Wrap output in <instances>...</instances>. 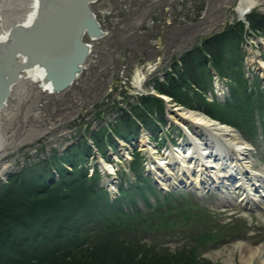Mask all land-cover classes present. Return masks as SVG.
<instances>
[{
    "label": "rangeland",
    "instance_id": "374dc122",
    "mask_svg": "<svg viewBox=\"0 0 264 264\" xmlns=\"http://www.w3.org/2000/svg\"><path fill=\"white\" fill-rule=\"evenodd\" d=\"M238 1L96 0L91 4V10L107 36L94 41L89 37L84 38V43L91 44V53L85 68L73 84L63 93L50 94L40 89L37 82L27 81V92L21 97L20 103L16 100L15 89L11 90L13 93L8 102L13 105L12 110L16 109V115L11 121L6 147L0 154V189L6 186L11 177L25 174L24 171L28 168L39 172L54 155L58 161L64 150L68 154H76L81 147L88 151L85 156L88 159L80 160L78 169L84 167L88 181L91 182V168H99L101 171L97 182H100L103 176L101 174H104L100 154L104 156L107 153L110 160L115 158L105 143L114 139L119 141L116 138L120 136L114 128L130 130H125L126 134L136 133L129 138L132 140L130 143L124 142L125 147L116 143V149L120 150L119 154L122 156L118 166L119 172L124 176L121 185L127 188L128 166L138 161L144 165L143 173L151 176L154 181L152 184L156 186L154 194H147V204H143V200L139 198L138 208L129 210L134 214L118 217L121 222L117 221L113 228L125 230L124 234L77 240L82 247H76L69 240L73 233L65 231L62 236L56 232L58 228L54 224L42 233V239L31 242L29 247L25 246L35 261H51L57 256H63L65 249L79 250L86 246L91 250L97 244L98 247L105 248L119 240L130 247H126L124 254H109L113 257V264H245L244 260H249L248 254L244 255L246 249L264 250V199L257 206L246 204V200L240 201L242 189H233L238 180L219 183L215 187L210 185L204 189L188 185L181 187L176 182L172 183L171 178H161L166 184L157 182L160 179L155 161L162 158L159 148L166 147L163 154L169 148H176L180 152L173 145L183 140L193 143L191 136L199 137L193 123L181 120L176 114L179 111L171 110L181 105L187 107V102L195 101L193 92L202 91L203 96H207L206 92L215 82L211 69L221 70L223 75L220 82L224 84V81H229L228 86L234 92H231L232 97L227 103H211L210 108L224 119L235 122L240 134L254 148L249 153L252 161L248 163L249 168L257 172L260 167L264 168V75L257 72L259 70L249 75V69L256 66L248 61L245 48L252 42L254 35L259 38L263 35V27L255 29L248 20L249 16L253 18L255 15H264V0H256L257 5L248 13L246 23L236 14ZM231 26L240 30L239 38L227 37L220 62L214 61L210 53L205 54V64L197 70L203 73L197 79L200 85L192 81L191 75L185 74L189 80L183 87L184 92L178 90L175 98L167 94L173 101L162 100L163 103H159L142 100L145 96L158 97L160 81H165L174 74L177 78L192 66L190 61L186 63L187 67L182 62L187 51ZM252 31L254 35L251 34ZM261 39L264 43V38ZM261 58L264 60V55ZM196 65L197 63H193L194 69ZM136 71L145 74L142 88L132 85ZM123 106H126L125 110L127 107L132 109L128 108L134 118L124 110L120 111ZM248 111L252 112V117L247 114ZM124 113L127 114L126 125L121 124ZM162 114L165 120L161 118ZM156 120L163 125L164 131L152 125L151 122ZM139 123H143L145 129L157 132V135L162 133V140L156 143L155 136H145L148 142L142 146L139 140L143 132L137 128ZM179 124L184 129L178 127ZM89 137L100 144L97 146ZM100 138L102 141H99ZM147 147H153L158 154L149 153ZM136 150L139 154H133ZM72 161L79 160L71 158L70 162ZM63 163L66 166L64 169L71 170L73 167L68 158ZM162 167L166 168L165 165ZM132 169L133 172L139 171L137 165L132 166ZM117 174L116 172L115 177ZM210 174L214 179V174ZM125 178L126 185L123 182ZM258 179L256 183L262 185L264 174L261 173ZM53 186L58 188L56 184ZM258 187L261 191L262 187ZM246 193L245 189L244 194ZM130 195L132 194H125L126 199L129 200ZM226 195L229 201L223 205L221 200ZM115 203H118V199ZM154 203V206L151 205ZM86 235L87 233H78L80 239ZM88 235L94 236L95 233ZM137 241L156 247L162 253L155 254L152 261L147 260L144 257L146 253L140 251L142 248L136 247ZM179 251L190 252L194 257H182L177 254ZM134 255L137 258H133ZM263 259L264 255L252 258L248 264H260Z\"/></svg>",
    "mask_w": 264,
    "mask_h": 264
},
{
    "label": "trees",
    "instance_id": "16d2710c",
    "mask_svg": "<svg viewBox=\"0 0 264 264\" xmlns=\"http://www.w3.org/2000/svg\"><path fill=\"white\" fill-rule=\"evenodd\" d=\"M248 21L250 26L252 25L255 29L260 26L261 28L263 27L262 33L264 36V26H262L264 15H255L253 18L249 16ZM240 34L239 29L235 30V27L231 26L226 31L208 37L198 47L187 51L182 62L187 67L186 63L190 61L192 62V66L185 73L179 74L177 78L174 75L167 77L165 81L160 83L158 90L166 95L170 94L174 98L177 97L176 92L181 90L183 93V87H185V84H188L189 78L185 74L191 75L192 81L200 85L197 79L199 76L202 77L203 73L197 70L205 64V54L210 53L214 61L220 62L221 52L223 51V45H225L227 37L234 36L233 38L236 39L239 38ZM193 63H197L195 69ZM215 71H217L220 77L223 75L221 70L219 72L215 69ZM201 92H193L196 100L187 102L188 108H201L209 116L236 125L235 122L233 123L229 119L227 120L223 116L217 115L210 108L211 105L206 102ZM233 96L237 98L236 94H233ZM231 97L232 95L227 100ZM142 100H154L155 102L162 103V100L158 97L145 96ZM227 100L225 101L226 103ZM183 105L185 104L183 103ZM247 114L251 117L253 115L251 111H248ZM126 116L127 114L124 113L121 117V124L123 125L127 124ZM114 129L123 139L133 134V132L132 134L129 132V135L126 134V131H130L127 129H125L126 131H121L119 130L120 128ZM99 141H102V139L100 138ZM109 143L112 146L114 144L111 141ZM97 144L99 145L100 143L97 142ZM77 150L76 154L65 152L62 157V160L68 158L69 163H71V158L72 160H79L78 162L72 161L71 165L73 167L71 170L64 169V166L61 164L62 161L58 163L57 157L54 155L52 160L50 159L49 163L44 164L39 172L28 168V170L24 171L25 174L11 177L6 186L0 189V264H113V257L109 254H124L126 247H130V245L126 246L119 240L117 243L112 242V246L108 245L105 248L98 247L99 244H97L91 250L86 248V246L85 248H79V250L65 249L62 252L63 256H57L51 261H35L32 258L33 256L30 255L31 252H28L26 249L25 246H28L31 242L42 239L44 236L42 233L49 230V227L54 224L58 228L56 232L61 233L62 236L65 235L63 234L65 231L73 233L69 240L76 247H82L77 240L85 241V239L90 240L97 236L124 234L125 230L119 227L113 228V225L117 224V221L121 222V219L118 217H128L129 214H134L129 210H136L138 208L140 203L137 200L141 198L143 204H147V194H154L155 191L151 184V179L137 172L136 179L129 184L130 187L127 190L123 189L122 185L120 186L118 203L110 202L106 189L97 182V179L100 177L98 168L94 169L93 176L91 177L93 180L91 182L88 181L86 176L87 170L84 167L78 169L77 164L85 159L88 151L83 147ZM136 165L140 167L138 161L132 164L133 167H136ZM53 167L55 172L51 169ZM55 184L58 185V188L53 186ZM125 194H132L130 195L131 198L129 200L126 199ZM155 204L151 205L154 206ZM153 212L156 213L155 211ZM111 216L114 218L111 219ZM79 232L87 233V235L80 239L78 237ZM88 233H95V235L89 236ZM136 247L148 250V252L142 249L140 251L146 253L144 255L145 259L151 261L154 259L155 254H158V252L162 253L158 248L141 241H137ZM177 254L182 257H194L190 252L184 253L179 251ZM172 255L178 256L176 254ZM133 258H137V256L134 255ZM165 264L169 263L165 262Z\"/></svg>",
    "mask_w": 264,
    "mask_h": 264
},
{
    "label": "bare ground",
    "instance_id": "6f19581e",
    "mask_svg": "<svg viewBox=\"0 0 264 264\" xmlns=\"http://www.w3.org/2000/svg\"><path fill=\"white\" fill-rule=\"evenodd\" d=\"M45 2L46 1L43 0H0V54L5 49H7L9 45H11L12 39L9 36L11 34L10 32L12 28L20 30L29 28L30 26H32L33 22L43 16L44 12L49 9L50 5L54 4V2ZM256 5V0H239L235 9L236 14L238 16H241L240 20L246 23L248 13H250L251 9ZM82 33L83 41L84 38L88 37L89 35L88 33H86V31H82ZM251 34L254 35V32L252 31ZM105 36L107 35L99 38H104ZM61 38V34H55L53 40L58 41ZM261 38H264V36L262 35L259 38L254 35L251 38L252 42L245 47L248 53V61L252 66L253 64L256 66V68L253 67L249 69V75L250 73L253 75V73L257 70H259L257 72L264 75V60L261 58L262 55H264V43L262 42ZM96 39H91V41H94ZM42 52L36 51L34 54L31 52L23 54L22 56L20 55L18 57L19 62L21 65H23L22 67L24 70L20 74L18 81L11 87V90L15 89V94L17 97L16 100L18 103H20L21 97L27 92V89H25V84L27 81L31 83L37 82L40 89L44 90L45 92L48 91L50 94L63 93L73 84L72 82L67 87H64L61 90L57 91L53 88L50 80L46 78L48 69L45 68V57ZM48 55H50L54 60H56V58L58 57L53 53ZM79 75L80 74H78L76 77H78ZM133 75L134 77L132 85L134 84L138 88H142L145 74H141L136 71ZM215 82L218 83V78L215 79ZM12 93L13 92L11 91V96L5 101L3 106L0 107V154L6 147L5 145L8 141L9 130L12 125L11 121L16 115V109L12 110L13 105L9 104L8 102V100L12 97ZM164 97L167 98L168 96ZM124 107L126 106H123V108L120 109L121 112H129L128 108L131 109L130 107H127L126 111ZM174 110L179 111V114L176 113L177 115H179L178 117H181L184 121L193 123L195 125V131L199 132V137H196L194 135L191 136L193 143L183 140L179 148L180 152L178 150L169 148L167 154H170V159L168 160L169 165L167 164L168 166L167 168H165L166 170H163V168H161L162 163L165 162L161 161L163 158H159L158 161H156L158 178L160 179V181L158 180L157 182H159V184H166V181L162 182L161 180H169L170 178H172V183L176 182L175 184H181L180 182H184L185 185L195 187L199 186L198 188L204 189L205 187L210 185L215 187L218 186L219 183H230L232 177H234L235 179L237 178L236 180H238L239 182L234 185L233 189H242L244 192L246 189L247 191L245 196L242 197L240 201L246 200V204L252 203L254 205L256 201H259V199L261 198L263 199L264 183L263 189L261 191L257 190V192L259 193H256L255 190L256 187H258V184L256 182H258L259 176L261 175V173L264 174V168L260 167V170L258 172L249 168L250 165L248 163L252 162L250 160L251 158L249 156V153L254 149L250 145V143H248V141L244 139L243 136H240L235 129L233 130L226 124L216 122L213 119L211 120L208 116H205L203 113H201V111L199 112L193 109L187 110L181 106H176V108L171 111ZM4 121L7 122L5 123ZM139 141L142 142V146L146 145L148 142L145 135L142 136ZM202 144H205V148H201ZM120 145L123 147L126 146H124L122 142L120 143ZM147 149L151 154L156 152L153 147H147ZM115 151L116 150H112L113 154L115 153ZM65 152L66 151L64 150L63 154H61L62 157L64 156ZM114 156V161H119V157L116 155V153L114 154ZM188 157H193L194 162L197 163L195 164L192 163V161L187 160ZM100 161L102 164L101 168L103 170L105 169V171H107L108 169L111 173L113 171L115 173L116 169L114 168V166L112 168L102 159ZM210 173H212V175L214 174V179L210 176ZM2 175L5 176L4 174ZM181 175L185 177H180ZM130 176L133 175L130 174ZM100 184L104 188L106 187L107 189H109V192L112 196L116 194L118 186L116 185L115 179L108 180V178L105 177L102 178ZM253 191H255V193ZM228 201L229 197L226 195V198L221 200V203L225 205ZM245 254H248L249 260H244V262L245 264H248L250 263L252 258H261L264 255V250H252L250 248L249 250H245L244 255ZM260 264H264V259Z\"/></svg>",
    "mask_w": 264,
    "mask_h": 264
},
{
    "label": "water",
    "instance_id": "95a60500",
    "mask_svg": "<svg viewBox=\"0 0 264 264\" xmlns=\"http://www.w3.org/2000/svg\"><path fill=\"white\" fill-rule=\"evenodd\" d=\"M43 1L54 4L29 28H12L11 45L0 54V107L11 96V87L24 70L20 55L43 51L48 69L46 78L57 91L74 82L88 62L91 44L82 41V31L88 33L90 40L106 35L91 10L95 0ZM55 34H61L62 38L53 40ZM52 53L58 56L56 60L48 55Z\"/></svg>",
    "mask_w": 264,
    "mask_h": 264
},
{
    "label": "built area",
    "instance_id": "2783aa9c",
    "mask_svg": "<svg viewBox=\"0 0 264 264\" xmlns=\"http://www.w3.org/2000/svg\"><path fill=\"white\" fill-rule=\"evenodd\" d=\"M96 1V0H95Z\"/></svg>",
    "mask_w": 264,
    "mask_h": 264
}]
</instances>
